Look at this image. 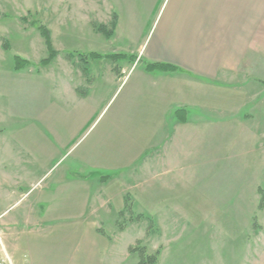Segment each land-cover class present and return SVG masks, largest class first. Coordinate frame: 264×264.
I'll return each instance as SVG.
<instances>
[{
	"label": "rangeland",
	"instance_id": "obj_1",
	"mask_svg": "<svg viewBox=\"0 0 264 264\" xmlns=\"http://www.w3.org/2000/svg\"><path fill=\"white\" fill-rule=\"evenodd\" d=\"M123 1L0 0V231L11 237L7 253L16 256L13 264H138L153 256L154 264H264V119H235L226 88H195L188 104L184 77L145 71L123 32L110 39L96 33L93 24L110 27L122 17ZM38 27L58 53L45 67ZM90 52L134 58L80 61ZM16 56L27 62L21 70ZM64 74L78 89L59 84ZM181 105L195 118L179 125L188 129L177 138ZM100 198L111 204L104 208ZM49 201L50 209L72 204L66 219L49 224L39 215ZM31 206L38 218L27 222L40 226L33 235L51 250L45 260L14 236L27 231Z\"/></svg>",
	"mask_w": 264,
	"mask_h": 264
},
{
	"label": "crops",
	"instance_id": "obj_2",
	"mask_svg": "<svg viewBox=\"0 0 264 264\" xmlns=\"http://www.w3.org/2000/svg\"><path fill=\"white\" fill-rule=\"evenodd\" d=\"M123 2L125 4V0ZM112 13L117 15L113 11L110 15ZM115 20L113 34L123 32L137 45L131 52L136 60L145 59L146 63L176 67L175 72H159L168 77L186 79L187 87L191 86V97L187 95L188 104L189 100L193 101L195 88L212 87L216 91L226 88L231 94L230 109L234 110L235 119H264V0H128L122 8V17L117 15ZM147 27L149 30L144 34L143 29ZM115 70L111 69L113 75ZM84 75L81 70L77 86L82 85ZM59 81L65 89H78L72 84V77L66 74ZM184 100L186 102V98L182 102ZM184 108H188L187 105H181L175 114L180 120L176 127L177 138L181 128L188 129L179 125L187 126L195 118L193 110ZM244 108L250 109V113L244 114ZM50 204L51 201L46 206L38 203L39 207L44 206L39 215L49 224L66 219L62 215L71 212L72 204L68 211L66 208L50 209L47 207ZM100 204L106 208L111 200L100 198ZM37 218L38 214L31 206L24 217V223L29 225L25 227L27 231H18L14 236L19 241L21 236L25 237V243L41 253V258L45 260L43 255L48 256L51 250H44L43 237L38 232L33 235V229L40 226L27 222ZM10 238L0 231L1 248L13 264L12 258L16 256L11 257L5 248ZM35 258L32 260L35 261Z\"/></svg>",
	"mask_w": 264,
	"mask_h": 264
},
{
	"label": "trees",
	"instance_id": "obj_3",
	"mask_svg": "<svg viewBox=\"0 0 264 264\" xmlns=\"http://www.w3.org/2000/svg\"><path fill=\"white\" fill-rule=\"evenodd\" d=\"M115 27H116L115 16L111 20L110 27H107V26L101 25V24H93V30L96 33H99L100 35L104 36L106 39H110L112 37ZM38 31L44 39V43H45L46 50H47L46 58H44L40 61V65L45 67V66H48L56 58L58 53L56 51H54L52 48L49 31L47 29H45L44 27H38ZM2 46L4 47L5 50H8V48H9V46L6 42ZM67 56L71 59L70 54H68ZM128 58L132 59L134 57L131 55L128 56L125 54L101 55V54H98L95 52H90V53L84 54L83 56H80V61H83V59H85V60H88V59L89 60H100V59L108 60V59H128ZM13 60H14V69L15 70H21V69H23V67H25L27 65L26 64L27 62L25 60H22L17 56L14 57ZM144 69L147 72H151L154 70L163 71V72H175L176 71V67L170 66L167 64H161V63H145ZM81 70L84 73H86L85 68H82ZM258 194H259V205H258L259 209L264 211V188H259ZM127 207L128 206L126 205V208ZM154 262H155V256L147 257L145 259H141V261L138 264H154Z\"/></svg>",
	"mask_w": 264,
	"mask_h": 264
},
{
	"label": "built area",
	"instance_id": "obj_4",
	"mask_svg": "<svg viewBox=\"0 0 264 264\" xmlns=\"http://www.w3.org/2000/svg\"><path fill=\"white\" fill-rule=\"evenodd\" d=\"M1 251H3V250H2L1 245H0V264H4V258L1 255Z\"/></svg>",
	"mask_w": 264,
	"mask_h": 264
}]
</instances>
